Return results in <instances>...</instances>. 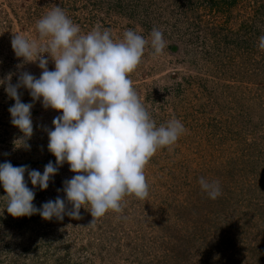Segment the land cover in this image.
<instances>
[{
	"label": "rangeland",
	"instance_id": "rangeland-1",
	"mask_svg": "<svg viewBox=\"0 0 264 264\" xmlns=\"http://www.w3.org/2000/svg\"><path fill=\"white\" fill-rule=\"evenodd\" d=\"M53 6L81 34L110 29L118 42L132 29L147 39L133 88L157 126L176 118L186 131L145 167L147 198L126 196L121 212L93 224L87 206L79 219L44 220L13 217L0 200V264H264V0H0V164L41 173L56 164L47 131L62 113L21 87V102L33 103V135L30 147L16 145L23 134L11 124L15 101L5 87L9 75L13 85L22 72L40 77L38 61L17 58L11 40L38 39L36 23ZM153 28L166 42L158 56ZM73 175L64 163L41 190L26 172L34 206L59 196L71 209L63 187ZM200 177L218 180L222 195L210 199Z\"/></svg>",
	"mask_w": 264,
	"mask_h": 264
},
{
	"label": "clouds",
	"instance_id": "clouds-1",
	"mask_svg": "<svg viewBox=\"0 0 264 264\" xmlns=\"http://www.w3.org/2000/svg\"><path fill=\"white\" fill-rule=\"evenodd\" d=\"M36 30L38 39L14 34L11 46L17 58L38 61L40 77L22 72L13 85L9 75L5 91L15 101L9 108L11 124L23 134L14 141L16 145L30 147L27 140L33 135L34 102L42 98L45 109L62 113L53 119V129L47 131L48 151L55 156L56 164L49 161L43 173L7 161L0 164V184L6 193L0 200L13 217L38 213L44 220L63 219L65 214L79 219L80 209L87 206L93 224L109 211L121 212L126 196L147 198L145 167L158 150H171L186 129L176 118L157 126L134 90L129 77L149 44L136 31L126 30L118 42L111 37L110 29L96 27L81 34L79 25L56 6L38 19ZM165 45L163 33L153 28V55H160ZM257 47L264 51V35L258 38ZM49 59L54 62L53 71L48 70ZM21 87L29 91L33 103L21 102ZM64 163L74 173L63 187L71 209H66L65 200L59 196L37 209L25 173L33 188L46 190L50 178ZM198 183L210 199L222 195L218 180L200 177Z\"/></svg>",
	"mask_w": 264,
	"mask_h": 264
}]
</instances>
